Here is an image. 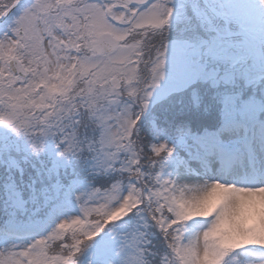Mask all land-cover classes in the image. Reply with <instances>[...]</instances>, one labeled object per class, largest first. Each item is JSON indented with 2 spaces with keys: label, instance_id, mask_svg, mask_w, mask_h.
<instances>
[{
  "label": "snow or ice",
  "instance_id": "6c2138e0",
  "mask_svg": "<svg viewBox=\"0 0 264 264\" xmlns=\"http://www.w3.org/2000/svg\"><path fill=\"white\" fill-rule=\"evenodd\" d=\"M0 264H264V0H0Z\"/></svg>",
  "mask_w": 264,
  "mask_h": 264
}]
</instances>
